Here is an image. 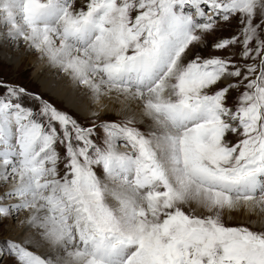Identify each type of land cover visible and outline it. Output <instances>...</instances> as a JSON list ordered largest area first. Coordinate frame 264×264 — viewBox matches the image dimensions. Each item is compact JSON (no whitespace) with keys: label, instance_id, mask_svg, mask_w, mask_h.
Masks as SVG:
<instances>
[{"label":"snow or ice","instance_id":"obj_1","mask_svg":"<svg viewBox=\"0 0 264 264\" xmlns=\"http://www.w3.org/2000/svg\"><path fill=\"white\" fill-rule=\"evenodd\" d=\"M2 43L98 107L0 79V225L34 230L0 264H264V0H0Z\"/></svg>","mask_w":264,"mask_h":264},{"label":"rangeland","instance_id":"obj_2","mask_svg":"<svg viewBox=\"0 0 264 264\" xmlns=\"http://www.w3.org/2000/svg\"><path fill=\"white\" fill-rule=\"evenodd\" d=\"M235 28V21L232 22L230 25H225L224 30L222 33H219L218 35L223 36H230L233 34V29ZM209 42L213 40V37L210 36ZM22 47L24 45H21L19 49L9 46V50L11 54H19L22 50ZM237 51L239 49L237 48ZM4 52L3 48H0V79H3L5 81L11 82V83H18L22 84L25 87H27L30 91L39 93L42 95L45 99L49 100L51 103L54 104L57 108L67 111L70 114L76 116L79 119H84L86 115L79 114L75 111H73L71 108L66 106V104L53 97L50 93L42 90V86L40 85L39 78H35V71L36 66L40 63L38 59L42 60L43 58H39V56L36 54V52L31 51V61L30 59L25 60V62L20 64H14V62L5 61L7 59L4 58ZM12 54V55H13ZM208 54L207 52L205 53ZM37 62H39L37 64ZM44 73V72H43ZM55 73V72H52ZM58 75H63V73L58 72ZM38 77H42V73L38 74ZM48 78L50 75L47 76ZM77 94L82 95V92H77ZM85 105L89 107V109L95 110L93 103H91L89 100L85 101ZM88 115V114H87ZM102 116L107 119H117L118 117L114 112H108L107 114L102 113ZM141 128H143V125H140ZM23 214L25 215L24 218L27 216V212H20L15 219L4 221L3 225H0V245L3 244V242L6 239L12 238L13 236L17 235V228L19 227L21 221L23 219ZM22 218V219H21ZM224 220L225 223L229 226H239L241 223L245 222L246 220H228L225 218L224 214ZM34 233V232H33ZM34 251H37L36 248L33 249Z\"/></svg>","mask_w":264,"mask_h":264},{"label":"bare ground","instance_id":"obj_3","mask_svg":"<svg viewBox=\"0 0 264 264\" xmlns=\"http://www.w3.org/2000/svg\"><path fill=\"white\" fill-rule=\"evenodd\" d=\"M9 46L12 45H9L7 43L0 44V48H3L4 58L7 59L5 61L14 62L15 65L23 63L27 59H30L31 61V51L26 52L25 46L22 47V50L19 54L12 53L13 55L9 50ZM36 54L39 56V58H41L39 53ZM38 60L40 63L37 62V64L38 63L39 64L36 66L35 78L37 79L39 78V82L40 85L42 86V90L50 93L56 99L63 101L66 104V106H68L73 111L82 115L88 114L87 110L89 109V107L85 105L86 100H89L91 103H93L95 109L98 107L97 103H94L88 96L83 95V93L82 95L77 94V92L81 93L82 91H76L70 88L68 86L69 84L68 78L64 74L62 76L58 75L57 73L59 72V69L50 66L46 58H43L42 60L40 59ZM39 73L43 74L42 77H38ZM48 75H50L49 78L47 77ZM100 103L107 104L110 109L113 107H118V105H113L112 103H110V101L105 97H101ZM26 215L28 216V213ZM24 216L25 215L23 214V219L21 218L22 220L27 218V216L25 218ZM225 218L234 221L251 220V219H255V216L246 215V213L243 210H238V211H233L231 213L225 212ZM16 230H17V235L13 236L12 239L18 240L25 236L34 235L33 229H29L27 232H25L24 227L21 224ZM36 250L40 254H44L48 251V245L46 243L41 242V246Z\"/></svg>","mask_w":264,"mask_h":264}]
</instances>
